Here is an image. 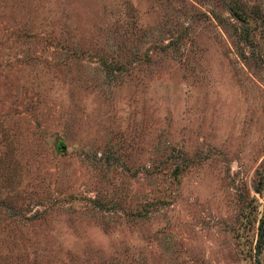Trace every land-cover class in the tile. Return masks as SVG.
<instances>
[{
    "label": "rangeland",
    "instance_id": "1",
    "mask_svg": "<svg viewBox=\"0 0 264 264\" xmlns=\"http://www.w3.org/2000/svg\"><path fill=\"white\" fill-rule=\"evenodd\" d=\"M263 227L264 0H0V264H264Z\"/></svg>",
    "mask_w": 264,
    "mask_h": 264
},
{
    "label": "water",
    "instance_id": "2",
    "mask_svg": "<svg viewBox=\"0 0 264 264\" xmlns=\"http://www.w3.org/2000/svg\"><path fill=\"white\" fill-rule=\"evenodd\" d=\"M263 231H264V227L262 228V230H261V232H260V235H259V238H258L259 241L261 240V237H262V233H263ZM257 253H258V247H257V249H256V254H257ZM255 264H259L257 258L255 259Z\"/></svg>",
    "mask_w": 264,
    "mask_h": 264
},
{
    "label": "trees",
    "instance_id": "3",
    "mask_svg": "<svg viewBox=\"0 0 264 264\" xmlns=\"http://www.w3.org/2000/svg\"><path fill=\"white\" fill-rule=\"evenodd\" d=\"M239 13L245 15L244 12H242V11H239ZM231 14H232L233 16H235L234 12H232ZM237 16H238L239 18H242V17L240 16V14H238ZM237 16H235V17L237 18Z\"/></svg>",
    "mask_w": 264,
    "mask_h": 264
}]
</instances>
